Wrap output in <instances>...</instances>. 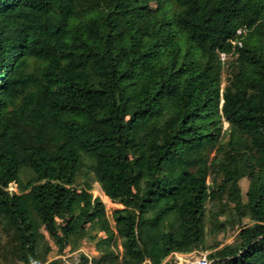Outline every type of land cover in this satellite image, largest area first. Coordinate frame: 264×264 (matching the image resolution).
Wrapping results in <instances>:
<instances>
[{
    "label": "trees",
    "instance_id": "1",
    "mask_svg": "<svg viewBox=\"0 0 264 264\" xmlns=\"http://www.w3.org/2000/svg\"><path fill=\"white\" fill-rule=\"evenodd\" d=\"M245 217L210 264H264V0H0V264H178Z\"/></svg>",
    "mask_w": 264,
    "mask_h": 264
},
{
    "label": "rangeland",
    "instance_id": "2",
    "mask_svg": "<svg viewBox=\"0 0 264 264\" xmlns=\"http://www.w3.org/2000/svg\"><path fill=\"white\" fill-rule=\"evenodd\" d=\"M51 19H52L53 23H55V24H60L63 22V18L60 14H54ZM231 59H232V57H231ZM226 83H227L226 76H224L222 86L224 87L226 85ZM225 127H227V124H225ZM243 188L244 189L247 188V182H243ZM15 189H16L15 186H11V190H15ZM93 196H94V198L101 199V201L103 203H105L107 213H108L110 218H111L112 213L115 209L121 208L120 205L114 204L111 200H109L105 196L100 185L96 182L93 183ZM222 222L226 227L225 231H223V232L209 233L210 225L208 224V226H207L208 233L206 235V239L202 245L201 250L199 252L195 253V256H197V257L206 256L207 257L212 250H214L216 248H221L224 246H227L230 249H235L238 245V241H237L236 236H237L239 230L242 227L251 224L249 217H245L244 219L237 221V222L230 221L228 219H223ZM4 227H5L4 222L0 221V239L2 241H6V239H7V234L4 231ZM83 250L88 254H92L91 249L84 248ZM80 252L81 251L74 252V253H68L67 255L62 256V257H58L55 253H53L50 255L49 261L61 258V260H62L61 264H78V257H79Z\"/></svg>",
    "mask_w": 264,
    "mask_h": 264
},
{
    "label": "built area",
    "instance_id": "3",
    "mask_svg": "<svg viewBox=\"0 0 264 264\" xmlns=\"http://www.w3.org/2000/svg\"><path fill=\"white\" fill-rule=\"evenodd\" d=\"M242 31H239L238 34H241ZM240 45V43H239ZM222 58L225 59L226 56L222 55ZM178 264H210L206 256L197 257L195 254H185L179 257H176ZM33 264H37L33 262Z\"/></svg>",
    "mask_w": 264,
    "mask_h": 264
},
{
    "label": "crops",
    "instance_id": "4",
    "mask_svg": "<svg viewBox=\"0 0 264 264\" xmlns=\"http://www.w3.org/2000/svg\"><path fill=\"white\" fill-rule=\"evenodd\" d=\"M182 255H185V254H178V253H176V254H174V257L176 258V257L182 256Z\"/></svg>",
    "mask_w": 264,
    "mask_h": 264
}]
</instances>
